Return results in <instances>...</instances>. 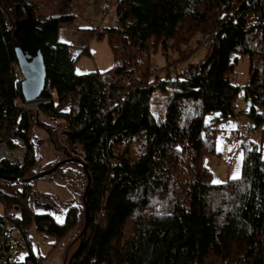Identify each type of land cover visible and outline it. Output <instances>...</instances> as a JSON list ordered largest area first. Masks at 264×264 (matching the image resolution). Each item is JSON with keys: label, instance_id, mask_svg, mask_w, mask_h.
I'll return each instance as SVG.
<instances>
[{"label": "trees", "instance_id": "obj_1", "mask_svg": "<svg viewBox=\"0 0 264 264\" xmlns=\"http://www.w3.org/2000/svg\"><path fill=\"white\" fill-rule=\"evenodd\" d=\"M76 3L0 0V143L26 146L22 165L0 161L3 213L17 210L20 231L51 238L52 249L80 222L76 206L58 221L31 184L6 179L33 177L37 166L39 123L25 107L9 32L15 15L31 13L47 70L39 114L66 121L92 177L90 226L73 264H264V138L242 143L239 179L214 183L203 164L215 151V125L234 115L239 95L256 128L264 123V0H117L119 26L104 30L114 65L86 75L75 62L89 48L71 58L58 41ZM52 5L57 14L43 15ZM207 26L218 30L203 61L169 77L154 73V54L167 62L176 41L190 43ZM239 56L250 60L244 86L233 82ZM45 260L29 239L23 261L2 264Z\"/></svg>", "mask_w": 264, "mask_h": 264}, {"label": "rangeland", "instance_id": "obj_2", "mask_svg": "<svg viewBox=\"0 0 264 264\" xmlns=\"http://www.w3.org/2000/svg\"><path fill=\"white\" fill-rule=\"evenodd\" d=\"M66 1L59 0V3L65 4ZM76 1L74 13L77 15V18L72 22L61 24L58 34L59 39L78 49L82 45L89 48L88 53L82 54L76 59L75 71L77 74L86 75L95 71L101 73L108 72L114 65V61L108 36L104 33V30L113 27L114 15L111 14L103 20L104 17L100 12V7L103 2H110L113 8L116 9L117 0ZM45 9L46 11L43 15H53L58 12L54 5L50 8H46L45 6ZM204 29L206 32L204 34L198 33L197 37L190 43L189 41H185L184 43L176 41V51L169 52V60L167 62L161 51L154 54L152 61L154 63L153 69L157 67L156 74L162 78L169 77L177 69L183 71L203 61L208 51V49L204 48V42H209L212 45L218 26H215V28H208L207 26ZM157 50V48L152 50L149 55L155 53ZM166 66H168L167 69ZM249 67V57L239 56L234 68V76L238 77L240 85L244 86L248 82ZM39 106V104H25V107L32 112L34 121L39 123L35 124L32 129L34 134L32 138L34 139L36 149V144L39 143V153L36 150L37 166L34 176L48 172L54 169L58 163L68 160L66 157V147L70 144L74 145V150L77 152L75 159L85 161L82 147L74 143V139L68 134L69 130L66 121L60 119L55 122L45 118L44 115L39 114ZM234 112V115L230 119L215 125V127L219 128L214 134L215 151H207L203 158V164L211 171L214 183L219 182L218 184H221L232 180L237 171H239V176L241 177L245 155L242 143L245 141V143H249L250 141L260 142L264 138V123L260 127H257L250 137H247L243 132L249 123L256 125V122L247 115L248 104L244 96L239 95L237 97ZM261 144L264 146V141ZM1 154L2 149H0ZM82 171H85L82 165L71 162L63 165V167H59L51 175L33 182L35 197L37 192L41 196L39 199L44 207L54 206L51 213L56 220L61 221L73 206L79 209L80 215L77 229L61 241L55 249L51 247L53 244L51 238L37 235L34 229L31 230L30 236L33 241L34 251L46 257L44 264H69L72 255L80 245L82 231L85 226L84 193L87 186L86 180L82 178ZM45 196H49L50 198H45ZM3 210L4 205L0 201V215L3 214ZM11 210L14 211V209ZM36 210L42 212L43 209L41 207ZM26 254L27 250H24L23 255Z\"/></svg>", "mask_w": 264, "mask_h": 264}, {"label": "water", "instance_id": "obj_3", "mask_svg": "<svg viewBox=\"0 0 264 264\" xmlns=\"http://www.w3.org/2000/svg\"><path fill=\"white\" fill-rule=\"evenodd\" d=\"M13 19L14 23L9 26V32L14 35L15 54L17 57L20 74L22 75V94L27 105H41L43 103L42 94L47 83V70L42 53L40 36L36 31V21L34 20V17L31 13L26 19H20L19 15H15ZM68 134L71 138H73L72 134ZM73 142L75 143V140ZM74 153L77 155L76 151ZM71 162L79 163L83 166L88 182L84 193L85 226L82 231V240L78 249L72 255L69 264H73L76 257L78 256L90 226L89 195L92 177L88 171V165L86 161H81L78 159L62 161L58 163L54 169L48 172L22 180L15 179L13 177L6 178L7 180H17L21 183L32 184L34 181L51 175L59 167Z\"/></svg>", "mask_w": 264, "mask_h": 264}, {"label": "built area", "instance_id": "obj_4", "mask_svg": "<svg viewBox=\"0 0 264 264\" xmlns=\"http://www.w3.org/2000/svg\"><path fill=\"white\" fill-rule=\"evenodd\" d=\"M100 12L103 15V20L109 15H114L113 27H118V14L117 10L113 8L110 2H103L100 7ZM209 42H204V48L208 49ZM78 50L76 47H69V54L71 58L77 57ZM157 67H154V73ZM18 77H21L20 70L18 69ZM233 81L236 85H239L238 77L234 76ZM256 130V125L249 123L244 128L243 132L247 137ZM18 146L15 149L9 148L5 142L0 143V149H2V154L0 155V161L6 160L13 165H22L26 157V146L22 139L17 141ZM20 182V181H19ZM33 191V183L31 184ZM19 213L17 210H8L0 216V264L11 261V262H21L25 259L26 255L24 250L28 253V240L32 239L31 236L25 235L16 225V218Z\"/></svg>", "mask_w": 264, "mask_h": 264}, {"label": "flooded vegetation", "instance_id": "obj_5", "mask_svg": "<svg viewBox=\"0 0 264 264\" xmlns=\"http://www.w3.org/2000/svg\"><path fill=\"white\" fill-rule=\"evenodd\" d=\"M66 150H67L66 157H67L68 161L75 159L76 154L74 153L75 152L74 145L70 144L68 147H66ZM61 167H63V166H61Z\"/></svg>", "mask_w": 264, "mask_h": 264}, {"label": "crops", "instance_id": "obj_6", "mask_svg": "<svg viewBox=\"0 0 264 264\" xmlns=\"http://www.w3.org/2000/svg\"><path fill=\"white\" fill-rule=\"evenodd\" d=\"M60 27H61V25H60ZM60 27H59V29H60ZM58 34H59V31H58ZM58 41H59V42H62V43H65V44H67V45H69V46H72V45L68 44L67 42L61 41V40L59 39V35H58ZM73 47H75V46H73ZM85 47H86V46H85ZM85 47L82 45L79 49H78L77 47H76V49L79 51V50L84 49ZM36 146H37V151H38V153H39V143L36 144Z\"/></svg>", "mask_w": 264, "mask_h": 264}, {"label": "snow or ice", "instance_id": "obj_7", "mask_svg": "<svg viewBox=\"0 0 264 264\" xmlns=\"http://www.w3.org/2000/svg\"><path fill=\"white\" fill-rule=\"evenodd\" d=\"M240 176H239V171H237V173L232 177V179H239ZM219 183V182H217Z\"/></svg>", "mask_w": 264, "mask_h": 264}]
</instances>
